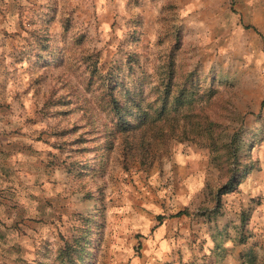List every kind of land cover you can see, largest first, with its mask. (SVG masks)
Returning a JSON list of instances; mask_svg holds the SVG:
<instances>
[{
    "label": "rangeland",
    "instance_id": "374dc122",
    "mask_svg": "<svg viewBox=\"0 0 264 264\" xmlns=\"http://www.w3.org/2000/svg\"><path fill=\"white\" fill-rule=\"evenodd\" d=\"M170 72L215 94L120 131L112 81L150 102ZM185 211L228 221L229 263L153 256ZM80 227L84 264H264V0H0V264H62Z\"/></svg>",
    "mask_w": 264,
    "mask_h": 264
},
{
    "label": "trees",
    "instance_id": "16d2710c",
    "mask_svg": "<svg viewBox=\"0 0 264 264\" xmlns=\"http://www.w3.org/2000/svg\"><path fill=\"white\" fill-rule=\"evenodd\" d=\"M94 71L96 72V70ZM191 76H188L185 85L177 86L179 89L176 93H173V72H170L165 89L160 93V98L150 102H146L142 87L124 88L119 91V94H122V97H119L117 88L120 83L112 81L109 89L113 88L115 92L110 93L111 99L107 102V105L110 108V114L116 120L118 129L123 132L131 131L140 123L144 125L152 124L158 118L168 117L171 114L177 115L183 108H193L197 100L205 95L208 99L212 98L215 91L209 88L203 94L198 93L196 89L201 87L199 84L193 83L194 80H191ZM206 122L209 130H215V124L212 121L207 120ZM234 151L233 156L236 158L241 149L237 148ZM241 170L243 169L240 168V165H237L236 170L231 169L234 177L228 180L224 190L229 192L239 185V180L242 177L240 175ZM248 171V165H245L244 173H248ZM234 179H238V181H234ZM183 214H186V211L180 212L178 216ZM79 232V236L74 237L71 241H66L61 248L59 259L62 264H84L85 257L88 256L87 249L90 245L89 229L80 227Z\"/></svg>",
    "mask_w": 264,
    "mask_h": 264
},
{
    "label": "crops",
    "instance_id": "0c3cea01",
    "mask_svg": "<svg viewBox=\"0 0 264 264\" xmlns=\"http://www.w3.org/2000/svg\"><path fill=\"white\" fill-rule=\"evenodd\" d=\"M180 162L184 165H196L200 161L193 152L190 157H184ZM220 223L186 214L165 219L164 222L159 223V226L154 225L156 228L152 234V243H150V246L156 245L153 256L166 261L177 257V251L183 250L182 254L189 260L193 254L196 255L201 251V255L217 260L216 250L218 252L227 250L220 255L225 256L226 259L231 258L233 253L237 254L233 249L239 244L238 234L234 231V234L228 235L227 231L231 232L227 226L228 221ZM227 263H229L228 259Z\"/></svg>",
    "mask_w": 264,
    "mask_h": 264
}]
</instances>
